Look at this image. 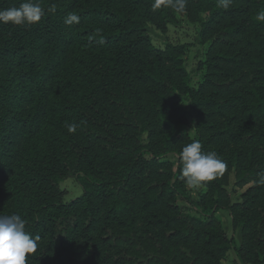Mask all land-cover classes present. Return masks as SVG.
Returning <instances> with one entry per match:
<instances>
[{"label": "trees", "instance_id": "1", "mask_svg": "<svg viewBox=\"0 0 264 264\" xmlns=\"http://www.w3.org/2000/svg\"><path fill=\"white\" fill-rule=\"evenodd\" d=\"M32 2L38 23L0 22V215L39 237L27 264H223L234 241L220 210L240 228V259L264 264V0ZM70 13L79 23H65ZM178 14L207 44L195 88L185 45L157 47L147 32ZM76 43L87 51L73 67ZM58 112L65 125L50 131ZM193 140L227 164L197 199L181 179ZM69 176L82 193L64 201Z\"/></svg>", "mask_w": 264, "mask_h": 264}, {"label": "clouds", "instance_id": "2", "mask_svg": "<svg viewBox=\"0 0 264 264\" xmlns=\"http://www.w3.org/2000/svg\"><path fill=\"white\" fill-rule=\"evenodd\" d=\"M171 2V0H169ZM223 7L228 6V0H220ZM182 7V3L178 5ZM44 15V9L39 3L24 0L19 7L0 10V22H11L15 25L38 23ZM258 19L264 20V12ZM80 17L70 13L66 24L79 23ZM103 43V41H100ZM78 125L70 123L68 132L75 133ZM182 163L181 179L192 189L200 188L205 182L222 175L227 167L226 162L214 151L205 152L198 140L186 144L180 152ZM260 183H264L261 176ZM25 220L18 214L0 215V264H27L30 254L37 250L39 237L33 238L25 230Z\"/></svg>", "mask_w": 264, "mask_h": 264}, {"label": "rangeland", "instance_id": "3", "mask_svg": "<svg viewBox=\"0 0 264 264\" xmlns=\"http://www.w3.org/2000/svg\"><path fill=\"white\" fill-rule=\"evenodd\" d=\"M83 0H69L71 5H76L78 2H82ZM87 1V0H86ZM88 1H96V0H88ZM199 29L200 25L198 23H191L186 20L184 15L178 14L176 20L169 24L166 28L165 32H161L156 29L152 25L147 26V32L151 37L152 43L160 48H163L166 44H183L185 45V68L189 74V82L192 87H196L198 82L202 76V70L198 69V63L203 59L204 52L207 44L202 43L199 37ZM83 45L76 43L74 52L70 56V62H72V66L75 67L79 63V58L86 51L83 49ZM71 77V74H67L66 76ZM74 84L77 83L75 79H72ZM181 106L185 109H189L190 102L187 96H181ZM53 116L47 120L46 127L50 131L58 132L65 125V119L62 112H58V116L52 114ZM175 132H186L190 136H194L195 132L192 127L188 125H178L175 127ZM46 141L42 140L41 151ZM41 152H39L40 156ZM171 159L172 156H169ZM233 176H230L229 185L227 189L231 193L232 201H236L238 199L239 194L244 191L243 189H239L234 187L233 185ZM60 188L63 190V200L70 201L71 199L79 196L82 193V188L79 183L76 182L74 176H69L60 181ZM187 191L190 196L194 199H197L199 195L204 191V187L201 186L198 189H192L187 186ZM193 214L196 212L192 211ZM217 216L222 222V226L224 231L226 232V236L228 238L233 239L234 243L232 248L228 251L226 258L223 260V264H246L244 263L239 256L238 247L240 245V228H233L231 224L230 215L225 210H220L217 212Z\"/></svg>", "mask_w": 264, "mask_h": 264}]
</instances>
